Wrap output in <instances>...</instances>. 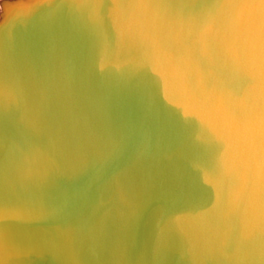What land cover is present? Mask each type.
<instances>
[{"label":"water","instance_id":"water-1","mask_svg":"<svg viewBox=\"0 0 264 264\" xmlns=\"http://www.w3.org/2000/svg\"><path fill=\"white\" fill-rule=\"evenodd\" d=\"M0 264H264V0L5 8Z\"/></svg>","mask_w":264,"mask_h":264},{"label":"rangeland","instance_id":"rangeland-1","mask_svg":"<svg viewBox=\"0 0 264 264\" xmlns=\"http://www.w3.org/2000/svg\"><path fill=\"white\" fill-rule=\"evenodd\" d=\"M21 1L22 0H0V24L4 20L5 8H8L10 6H14Z\"/></svg>","mask_w":264,"mask_h":264}]
</instances>
